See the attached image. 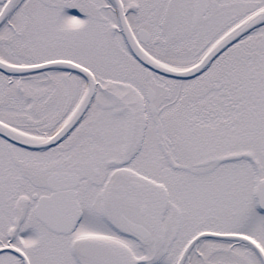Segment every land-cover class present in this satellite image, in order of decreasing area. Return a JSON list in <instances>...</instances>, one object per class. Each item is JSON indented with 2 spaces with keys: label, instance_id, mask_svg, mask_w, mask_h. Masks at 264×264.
Returning <instances> with one entry per match:
<instances>
[{
  "label": "snow or ice",
  "instance_id": "1",
  "mask_svg": "<svg viewBox=\"0 0 264 264\" xmlns=\"http://www.w3.org/2000/svg\"><path fill=\"white\" fill-rule=\"evenodd\" d=\"M0 264H264V0H0Z\"/></svg>",
  "mask_w": 264,
  "mask_h": 264
}]
</instances>
